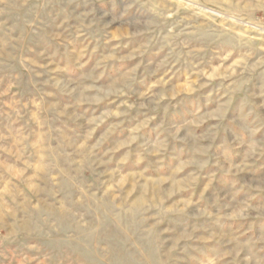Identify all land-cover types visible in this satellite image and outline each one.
<instances>
[{
    "label": "rangeland",
    "instance_id": "1",
    "mask_svg": "<svg viewBox=\"0 0 264 264\" xmlns=\"http://www.w3.org/2000/svg\"><path fill=\"white\" fill-rule=\"evenodd\" d=\"M0 264H264V0H0Z\"/></svg>",
    "mask_w": 264,
    "mask_h": 264
}]
</instances>
